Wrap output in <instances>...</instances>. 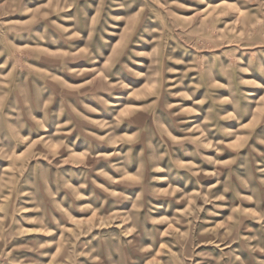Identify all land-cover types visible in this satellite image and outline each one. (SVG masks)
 Instances as JSON below:
<instances>
[{
	"label": "rangeland",
	"instance_id": "rangeland-1",
	"mask_svg": "<svg viewBox=\"0 0 264 264\" xmlns=\"http://www.w3.org/2000/svg\"><path fill=\"white\" fill-rule=\"evenodd\" d=\"M0 264H264V0H0Z\"/></svg>",
	"mask_w": 264,
	"mask_h": 264
}]
</instances>
